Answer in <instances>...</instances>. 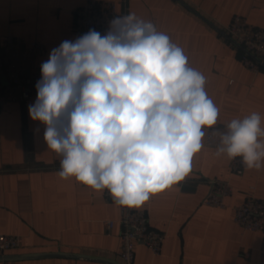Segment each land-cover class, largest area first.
I'll return each instance as SVG.
<instances>
[{"label": "crops", "instance_id": "1", "mask_svg": "<svg viewBox=\"0 0 264 264\" xmlns=\"http://www.w3.org/2000/svg\"><path fill=\"white\" fill-rule=\"evenodd\" d=\"M86 0H0V42L17 36L40 41L46 55L64 40H75L77 10ZM119 12L152 22L182 47L189 66L206 77V92L219 108L216 125L261 115L264 126V67L248 70L245 50L224 32L235 15L264 27V0H115ZM44 58H38L41 65ZM1 81H5L2 76ZM36 99L7 103L0 123V234L21 238L10 254L69 252L104 257L118 264L122 226L119 208L89 186L58 176L60 159L44 141L45 126L33 121L28 107ZM194 156L186 177L136 207L165 239L159 254L137 244L133 264H264L263 235L244 231L235 208L251 186L264 200V166L230 172L226 156L206 145ZM229 181L232 195L224 208L206 206L208 181ZM114 221L108 229L107 223ZM7 255V254H5ZM8 264H109L62 258L2 262Z\"/></svg>", "mask_w": 264, "mask_h": 264}, {"label": "clouds", "instance_id": "2", "mask_svg": "<svg viewBox=\"0 0 264 264\" xmlns=\"http://www.w3.org/2000/svg\"><path fill=\"white\" fill-rule=\"evenodd\" d=\"M29 116L45 126L47 148L62 157L58 176L108 191L118 206L139 207L182 181L204 147L219 108L206 77L184 49L134 13L102 35L64 40L41 64ZM217 156L247 169L264 166V126L252 112L214 130Z\"/></svg>", "mask_w": 264, "mask_h": 264}, {"label": "built area", "instance_id": "3", "mask_svg": "<svg viewBox=\"0 0 264 264\" xmlns=\"http://www.w3.org/2000/svg\"><path fill=\"white\" fill-rule=\"evenodd\" d=\"M119 2L115 0H86L77 10L75 27L80 36L94 29L104 35L109 29V22L126 13L119 12ZM224 32L238 46L245 50L241 62L251 72L258 73L264 67V27L249 23L246 17L235 15L224 29ZM38 58H49L45 46L40 41L27 43L17 36H7L0 42V123L2 108L11 102H26L36 99V83L41 79V65ZM5 81H1V77ZM224 131L226 124L215 125L206 129V145L217 148L218 136L214 130ZM241 158L230 161V172L242 176L246 171ZM210 189L204 204L213 208H224L225 199L232 195L233 186L229 181L212 179L208 181ZM104 197L113 201L108 191ZM119 208V223L122 226L121 251L119 258L123 264H133L137 244L146 245L154 254H159L165 235L152 228L144 211L136 207ZM235 222L244 231L260 232L263 235L261 254L264 257V200L255 195V186H251L243 202L235 208ZM114 221L107 223L108 229L113 228ZM22 248L21 238L15 235L0 234V255L16 252ZM8 264V263H0Z\"/></svg>", "mask_w": 264, "mask_h": 264}, {"label": "water", "instance_id": "4", "mask_svg": "<svg viewBox=\"0 0 264 264\" xmlns=\"http://www.w3.org/2000/svg\"><path fill=\"white\" fill-rule=\"evenodd\" d=\"M47 258H62V259H73L81 261H93V262H103L109 264H118L113 260L69 252H50V253H34V254H10V255H0V263L2 262H14L22 260H34V259H47Z\"/></svg>", "mask_w": 264, "mask_h": 264}]
</instances>
